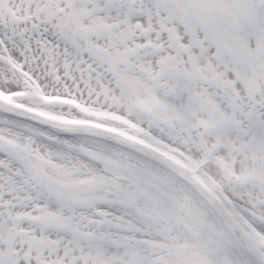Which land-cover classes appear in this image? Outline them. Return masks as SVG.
<instances>
[{
  "label": "snow or ice",
  "instance_id": "snow-or-ice-1",
  "mask_svg": "<svg viewBox=\"0 0 264 264\" xmlns=\"http://www.w3.org/2000/svg\"><path fill=\"white\" fill-rule=\"evenodd\" d=\"M0 264H264V0H0Z\"/></svg>",
  "mask_w": 264,
  "mask_h": 264
}]
</instances>
